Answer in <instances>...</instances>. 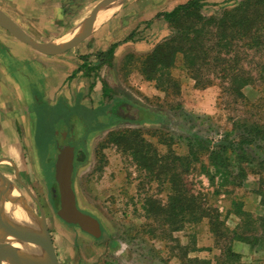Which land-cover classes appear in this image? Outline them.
I'll list each match as a JSON object with an SVG mask.
<instances>
[{
	"label": "rangeland",
	"instance_id": "rangeland-1",
	"mask_svg": "<svg viewBox=\"0 0 264 264\" xmlns=\"http://www.w3.org/2000/svg\"><path fill=\"white\" fill-rule=\"evenodd\" d=\"M236 2L205 1L203 13L219 15ZM160 19L156 16L152 22H159ZM157 28L159 31L154 32L153 25L144 21L139 30L133 31L135 40L141 41L148 35H155L157 44L172 34L170 28L164 29L162 25ZM142 45L144 48L147 46L144 43ZM134 54L131 58L120 52L117 61L115 55L105 56L103 63L97 61L98 67L92 69L84 82L86 92L76 90V94L69 99L71 102L64 106L50 107L36 99V120L32 118V127L26 126V132H31L32 142L23 137L26 124L15 127L16 137L24 153L20 166L22 177L31 186L30 191L19 187L21 196L36 210L38 206L31 194L39 199L41 212L43 209L47 216L61 263L185 264L184 259L180 258V245L196 247L197 250L191 252V256L204 257L216 263L221 247L224 248L236 232L253 227L248 233L263 231L262 238L258 239L264 241V211L251 213L250 218L237 213L248 196L252 197L249 200H258L264 205L263 141L258 139L242 150L237 145L239 151L236 154L231 151L220 152L217 146L227 135L232 140H238L244 130V123L264 124V106L260 107V101L264 98V82L257 81L255 86L246 87L245 100L236 99L230 94L225 87L227 84H223L220 79L205 88L195 87V81L187 75L182 56L179 55L172 74L181 83L180 91L166 93L152 80L149 83L152 90H145L139 84L142 79L137 63V57L144 54ZM260 59H264L263 52L250 51L243 61L247 68L256 66L254 74L258 75ZM95 84L98 85L97 90ZM104 84L108 94H105ZM29 85L34 89L40 86L35 77ZM108 95L126 98L157 111L165 115L166 120L142 124L114 122L116 117L110 110ZM127 110L136 116L138 112L142 115L145 113L132 107ZM131 127L146 131V137L157 145L160 153L172 149L184 155L190 152L189 142L194 144L195 153L192 154L197 155L199 160L194 161L189 173L184 174V181L210 207L219 211L228 228L226 236L217 237L210 230L208 219L188 223L184 229L172 231L162 220L147 216L144 209L147 197L152 195L166 204L171 186L167 177L163 178L162 175L153 180L149 170L141 168L127 151L119 149L109 138L111 132ZM155 129L162 133L153 135L151 131ZM67 135H70L68 140ZM200 139H203L205 148L198 145ZM68 145L74 147L77 156L74 173L77 202L96 221L98 230L96 235L93 234L94 237L87 229L67 221L60 214V203L52 191L56 187H48L56 186V160L60 149ZM11 146L8 144L3 151L6 156H14L15 151ZM7 166H10L8 162L0 164L1 169H7ZM230 213L235 216L230 217ZM235 217L241 218V222L233 230L230 227L235 224L232 220H236ZM246 221L254 224L246 226Z\"/></svg>",
	"mask_w": 264,
	"mask_h": 264
},
{
	"label": "trees",
	"instance_id": "trees-1",
	"mask_svg": "<svg viewBox=\"0 0 264 264\" xmlns=\"http://www.w3.org/2000/svg\"><path fill=\"white\" fill-rule=\"evenodd\" d=\"M204 5L205 0H187L171 10L158 13V17H163L167 21L172 34L158 42L149 53L137 57L139 72L146 80L157 82L159 89L166 93L170 91L178 93L181 83L173 76L172 69L181 55L184 69L195 81V87L205 88L220 79L223 84H227L225 87L230 94L236 99L245 100L246 87L255 86L257 81L264 82V59L259 60L261 64L258 75L254 74L256 66L247 68L243 61L250 51L264 53V0H241L233 7L224 9L219 15H205ZM115 48L116 44H113L99 55L103 58L112 57ZM135 55L130 53L127 57L132 58ZM103 62L105 59L101 63ZM96 67L98 65L88 68L92 70ZM107 89L104 84L105 94H108ZM108 97L110 110L116 117L114 122L142 124L166 120L165 115L126 98L111 95ZM262 100L260 107L264 106ZM128 107L137 108L145 113L142 115L138 112L136 116L126 111ZM151 133L159 136L162 131L155 129ZM109 138L119 149L127 151L141 168L149 170L153 174V180L158 179L160 175L163 178L167 177L166 180L171 186L168 201L165 204L157 197L148 196L144 203L148 217L162 220L172 231L182 230L188 223H199L208 219L210 230L217 237L226 236L228 228L219 211L210 207L197 193L187 187L184 181V174L189 173L193 162L199 160L197 155L192 154L195 153L192 142H189L190 152L180 155L172 149L160 153L157 145L146 137V131L139 127L113 131ZM258 139L264 144V124L247 122L244 123V130L238 140H232L227 135L222 142L217 143V146L220 152L231 151L236 154L239 150L253 145ZM198 145L205 148L203 139L198 141ZM237 210L240 216L245 215L249 218L252 216L243 206ZM253 224L251 221L244 222L246 226ZM252 228L249 227L240 233L235 231L232 240L223 246L224 248L221 247L216 263L204 257L191 256L190 253L197 248H189L188 245H180L182 249L180 258L184 259L185 264H244L241 254L233 250L232 242L235 239L256 242L259 236L256 233H248Z\"/></svg>",
	"mask_w": 264,
	"mask_h": 264
},
{
	"label": "crops",
	"instance_id": "crops-1",
	"mask_svg": "<svg viewBox=\"0 0 264 264\" xmlns=\"http://www.w3.org/2000/svg\"><path fill=\"white\" fill-rule=\"evenodd\" d=\"M101 1L103 0H0V10L34 42L48 49L63 46L58 52L41 51L17 37L7 27L5 21L8 20L0 15V144H5L4 147L0 145V164L8 162L18 177H22L20 166L24 153L20 140L16 137L15 127L26 124L23 137L32 142L31 132H26V126L32 127L31 120H36V99L50 107H60L71 102L69 99L76 94V90L86 92L84 82L92 71L88 67L99 65L103 60V56L99 54L106 52L113 44H116L113 53L116 61L120 52L149 53L156 45L155 35H148L145 40L139 41L135 40L133 31L139 30L144 21L153 25L154 32L159 31L157 27L160 25L164 29L170 28L163 17L159 20L160 23L157 20L152 22L153 18L187 0H111L98 12L89 34L64 46L81 34L86 20ZM229 2L234 4L236 1ZM142 43L147 45L146 48ZM34 77L40 84L36 89L29 85ZM139 77L142 79L139 80L142 88L152 90L149 88L150 80H146L140 72ZM97 89L98 85L95 86V90ZM6 144L13 145L11 149L16 152L14 156L5 155L3 151L7 149ZM4 175L12 180L8 174ZM25 188L30 191L29 187ZM15 189L21 194L19 187ZM249 198L252 197L248 196L243 206L246 211L252 214L264 211V205L260 201L253 202ZM25 202L28 205L30 203L26 199ZM232 216L235 215L230 213V217ZM235 219H232L235 224L230 227L233 230L241 222V218ZM47 225L49 227L48 221ZM262 232L256 233L259 238H262ZM91 236L94 237L93 234ZM258 240L248 242L235 239L232 242L233 250L241 254L244 264H264V241ZM59 262L62 264L60 260Z\"/></svg>",
	"mask_w": 264,
	"mask_h": 264
},
{
	"label": "water",
	"instance_id": "water-1",
	"mask_svg": "<svg viewBox=\"0 0 264 264\" xmlns=\"http://www.w3.org/2000/svg\"><path fill=\"white\" fill-rule=\"evenodd\" d=\"M111 0H103L98 6L94 9L93 13L86 20L85 26L79 36L74 38L73 40L65 43L64 46L68 44L71 45L74 42L78 41L82 37H85L93 28V24L97 18L98 12L106 5L107 2ZM0 15L3 16L7 22V27L20 39L30 43L37 49L44 52H58L62 50L63 46L58 48L48 49L43 47L36 42H34L29 36H27L7 15L0 10ZM75 150L71 145L65 146L60 149L58 154L56 164H55V179L58 184L59 190V201H60V214L70 222H74L79 226L87 229L89 233L96 235V231L98 230V226L96 224L95 219L84 212L78 205L76 192L74 189V170H75ZM2 160V159H1ZM10 160V159H8ZM12 180L9 179L4 173L0 171V187H10V190L13 192L14 187H11ZM11 191L7 193L10 201L18 202L19 205L27 211L30 218L36 220L40 227V236H39V247L46 251L48 257V264H60L57 253L54 247L53 239L47 225V220L44 211L42 210L41 214H37L28 204H26L25 199L21 194H18V198L10 199ZM15 199V200H14ZM24 228H16L14 230H6V234L3 233V227L0 225V264H4L6 262V243L9 238H13L19 242H25L26 233L28 230L30 231L29 225ZM93 227V228H92Z\"/></svg>",
	"mask_w": 264,
	"mask_h": 264
},
{
	"label": "bare ground",
	"instance_id": "bare-ground-1",
	"mask_svg": "<svg viewBox=\"0 0 264 264\" xmlns=\"http://www.w3.org/2000/svg\"><path fill=\"white\" fill-rule=\"evenodd\" d=\"M9 191L10 187H0V225L3 227V233L6 234V230L27 227L26 225H29L30 231L26 233L25 242H19L11 237L7 240L4 264H48L47 253L38 244L40 227L37 221L30 218L18 202L7 198ZM18 194L19 191L13 189L10 199L18 198Z\"/></svg>",
	"mask_w": 264,
	"mask_h": 264
},
{
	"label": "flooded vegetation",
	"instance_id": "flooded-vegetation-1",
	"mask_svg": "<svg viewBox=\"0 0 264 264\" xmlns=\"http://www.w3.org/2000/svg\"><path fill=\"white\" fill-rule=\"evenodd\" d=\"M67 137V140L68 139H70V135H67L66 136ZM75 154H76V151H75ZM76 158H77V156L75 157V170H74V173L76 172ZM8 168H10V169H12V171H10ZM8 169V170H7ZM7 169H1V167H0V170L1 171H3V173H6V174H8L11 178H12V184L10 185L11 187H31V186H29L24 180H23V178L22 177H20L21 179H19V177L16 175V173H15V170H13V168H11L10 166H7ZM55 180V179H54ZM23 181V182H22ZM55 183H56V186H49L48 185V187H56V188H53L52 189V191L54 192V196H55V198L58 200L59 198L57 197L59 194V192H57V187H58V184H57V182H56V180H55ZM17 190V189H16ZM19 194H20V192H19ZM38 200L39 199H37V197L35 198L34 197V201H35V203L37 204V206H38V210H36V208H34L33 206H31L32 208H33V210L37 213V214H41V209H40V204H39V202H38ZM59 203H60V201H59ZM87 234V233H86Z\"/></svg>",
	"mask_w": 264,
	"mask_h": 264
}]
</instances>
